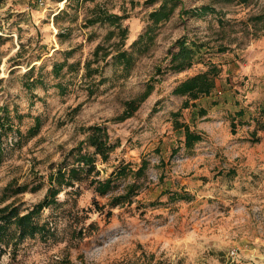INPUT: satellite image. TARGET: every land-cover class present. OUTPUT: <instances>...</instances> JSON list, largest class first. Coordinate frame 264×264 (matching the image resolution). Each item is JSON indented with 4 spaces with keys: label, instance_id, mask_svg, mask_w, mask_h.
Masks as SVG:
<instances>
[{
    "label": "rangeland",
    "instance_id": "374dc122",
    "mask_svg": "<svg viewBox=\"0 0 264 264\" xmlns=\"http://www.w3.org/2000/svg\"><path fill=\"white\" fill-rule=\"evenodd\" d=\"M161 2L0 0V116L10 124L0 208L40 202L93 125L115 144L107 160L95 155L96 178L129 169L101 194L92 175L64 187L35 218L51 234L26 238L0 264H264V0H173L154 22ZM100 14L120 16L119 25ZM184 37L201 49L172 66ZM211 68L210 94L173 92ZM130 100L138 105L128 113ZM186 129L199 139L186 141Z\"/></svg>",
    "mask_w": 264,
    "mask_h": 264
},
{
    "label": "trees",
    "instance_id": "16d2710c",
    "mask_svg": "<svg viewBox=\"0 0 264 264\" xmlns=\"http://www.w3.org/2000/svg\"><path fill=\"white\" fill-rule=\"evenodd\" d=\"M243 1V0H242ZM168 3H173V0H162L161 4L155 10L150 12V17L154 22L159 21L168 14ZM209 6H202L200 8L193 9H180V13H190L194 15H200L203 11L209 9ZM56 18L58 15H55ZM120 16L116 14H100L95 17V20L99 22H106L109 24L119 25ZM253 19V18H252ZM257 20L261 19V16H257ZM87 23V22H86ZM151 27H149L148 31ZM60 32L58 33V36ZM142 40V39H141ZM178 44V50L172 54L170 63L172 66L181 67L184 64L190 63L195 55L200 51V43H196L192 40H187L186 37L180 38L176 42ZM124 52H119L113 56L115 59L123 60L125 57ZM59 66H53L54 70ZM215 68L208 69L206 71L193 74L179 84H177L173 92L180 95H186L190 99H196L201 96L210 94L215 86ZM32 69L28 70L31 71ZM33 81V80H31ZM28 85V84H26ZM138 105L137 101L130 100L126 102V111L132 112ZM6 112L3 116H0V149H1V136L6 129H10V124L6 122ZM40 126V121L36 122L27 129V135L31 136L37 133ZM90 133L84 142H81L77 146L70 149L69 154L74 155V160L71 163H67L63 160L61 164L56 165L55 173L49 175L50 184L47 191L40 202L33 204L27 208L26 211H21L18 205L7 204L0 208V259L3 254L10 253L14 255L20 246V244L30 237H34L39 234L40 237L46 238L51 234L52 229L45 222H38L35 220L36 216L47 206L57 202V195L64 189V187H73L76 181H82L87 176L92 175L88 180L89 185L94 186V190L97 193H104L113 183L112 175L116 178L124 176L127 169L126 166H117L109 176L98 177L99 170L95 166V155L99 154L101 160H107L108 151L115 146L108 142L107 135L104 129L100 126L93 125L89 127ZM17 132V131H16ZM19 132V131H18ZM186 141L199 139L198 134L194 132L185 131ZM84 144L93 147V152L84 150ZM146 164L144 161L139 166L137 173L142 174ZM78 188V186H77ZM76 188V189H77ZM137 188L135 182L128 186L126 194L118 195L112 198L111 204L123 202L128 199L134 190ZM8 189V188H6ZM74 189L75 191H77ZM23 188H15L14 192L22 191ZM154 264H167L162 261H157Z\"/></svg>",
    "mask_w": 264,
    "mask_h": 264
}]
</instances>
